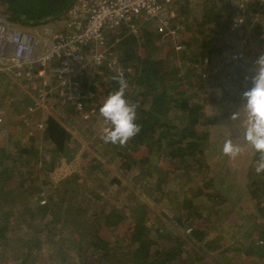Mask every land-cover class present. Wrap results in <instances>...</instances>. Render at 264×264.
I'll list each match as a JSON object with an SVG mask.
<instances>
[{"label": "trees", "instance_id": "obj_1", "mask_svg": "<svg viewBox=\"0 0 264 264\" xmlns=\"http://www.w3.org/2000/svg\"><path fill=\"white\" fill-rule=\"evenodd\" d=\"M73 1L0 0V3L4 7L2 12L12 21L26 26H35L60 18ZM202 1L206 4L209 1L214 3L213 0ZM188 2L184 3H191ZM186 7L189 8L188 5ZM184 12L186 14L187 9L184 8ZM231 13L232 9L225 15L222 23L219 18L223 13L219 9L209 14L208 18L206 17L207 20H215L216 26L218 25L216 29L218 35H223L227 26L230 27ZM148 22L150 21L140 23L141 31L138 36L126 32L128 29L125 25L105 31L107 42L118 37V55L124 67L121 73L111 71L106 66H100L92 72L89 83L82 81L83 74H79L78 77L81 86L85 88L84 91L94 92L97 87L99 93L101 95L104 93L107 97L110 92L119 87L113 77L122 74L128 82L125 92L127 99L138 105L137 123L141 127L140 132L123 146L106 143L107 152L109 153V150L114 152L113 155L107 156L108 161H112L123 172L130 171L134 182L148 181V187L155 184L157 189L163 186L162 183H167L171 176L179 174L185 168H190L188 171L197 181V189L192 197L176 199L175 213L172 216V221L180 226V231L169 229L166 222L157 221L159 219L148 224L144 219L146 212L142 206L138 209V213L130 214H126L117 207L101 208L92 218L93 224H89L91 228L95 225V228L90 231L84 228L85 224L81 226L80 223L68 220L65 215L67 213L69 216H74L72 212L76 211L77 217L84 214V208L64 201L62 197L60 205H55L51 196L42 203L39 201L34 203L31 201L33 191L30 185L27 186L23 181V175L27 173L23 169H31L33 162L39 159V153L31 142L22 141L23 145L16 149V154L14 151L12 153L11 164L6 165L0 160V218L7 221V225H0V237L9 241L7 244L15 252L14 257L23 249L21 258H14L15 261H8L7 256L11 255L5 257L3 254L4 263L37 264L39 260L35 258V255L41 254L40 251L43 248L40 244L41 232L49 239L53 238V234L43 232L44 226H47L46 229L49 228L48 231L61 230V235L68 237L69 248L78 247L76 257L68 256L69 259H67L65 255L57 256V260L61 258V261H65L64 264H197V261L203 257L195 253L197 250L193 251L189 245V241L193 239L200 242L204 251L216 249L218 257L224 254V240L220 234L208 236L210 231L208 227L211 225L203 227L204 224L201 221V223L196 221L195 227L189 225L191 218L206 217L199 207V202L208 204L207 221L212 219V223H217L216 220L221 217L220 212L224 209L221 206L225 199L215 188L214 179L207 174V152L210 148V141H208L210 130L207 124H216L221 120L214 113L202 111L200 105L194 106V102L189 101L188 96L184 94L186 88L182 83L184 76L180 72L181 66L171 65L173 58L168 54L167 45L164 43L156 45L155 41L159 35L150 28ZM193 55L194 53L189 56ZM180 56L182 57V53H176V58ZM130 66L133 67L131 71L125 70ZM86 86L89 89H86ZM91 99L92 97L84 99V103L93 104L95 101L92 102ZM238 106L241 107L239 104ZM70 108H74V105H70ZM13 128L15 129L12 125L9 126L11 131ZM29 130L33 131V128ZM41 132L50 145V159L41 165L43 172H46L53 168L61 156H68L66 149L72 138L70 131L52 114H48L43 119ZM15 137L20 140L18 133ZM221 142L213 147L214 152H223L225 140ZM247 154L240 153L237 157L239 163L243 164L245 169L247 168L248 190L253 195L255 207L260 214L254 217L249 214L244 215L248 219L252 217L250 228L246 233L249 241L247 246H239L238 249L245 250L247 254L245 256L239 254L241 261L237 258L232 262L229 260L231 257L227 256L226 264H242L251 252L260 257V264H264V248L260 247L264 243L259 242V239L264 236V209L262 208L264 200L261 201L259 195V191L264 190V172L258 174L255 171V167L260 162V154L255 150ZM250 158L251 161H249ZM16 161L19 162L16 164ZM17 167L22 171L14 176V180L19 179L20 184H13L10 181ZM155 181L157 182L153 183ZM119 182L121 181L113 175L105 176L102 184ZM66 183L68 182L63 181L61 185ZM192 201L193 205L190 204ZM179 208L182 209V213L179 212ZM185 215L190 216L189 220ZM13 216L21 218L16 219ZM153 216L154 213L150 218ZM12 221L19 222V228L17 233L7 234L6 227H15L11 224ZM39 226L42 229H38ZM187 227H191L189 231H185ZM76 228L84 233L81 238ZM86 231L88 233H85ZM33 242L35 243L31 244ZM35 246H37L36 249H34ZM231 252H233L232 249ZM58 263L59 261L55 264Z\"/></svg>", "mask_w": 264, "mask_h": 264}, {"label": "rangeland", "instance_id": "obj_2", "mask_svg": "<svg viewBox=\"0 0 264 264\" xmlns=\"http://www.w3.org/2000/svg\"><path fill=\"white\" fill-rule=\"evenodd\" d=\"M216 2V8L223 13L221 14L222 17L219 18L222 23L225 20V15L230 13L231 6L228 4V0H216ZM262 2L250 6L246 23L236 31L230 30L227 26V29L223 31V35H217L209 28L195 29L196 33H194V36L191 37V33L190 37L187 38H191L190 40L192 41L188 43V48L186 47L188 52L184 51L182 53L183 61L181 56L176 58V53H181V51L176 52L169 44V47L167 46L168 54L173 58L170 62L171 65L181 66L183 69L180 72L184 76V80H182L184 88H186L184 94L188 96L189 101L191 103L194 102V106L200 105L202 111L214 113L221 120V122L216 124H207L210 130L208 134L210 148H208L207 152V174L214 179L215 188L218 192H221L225 186H227V191H234L233 189L238 179H244L248 176L247 168L245 169L244 165L239 163L237 156L235 158L230 157V164L229 162L226 163L221 157L229 156L223 152H214L213 147L220 141L231 139L234 144L239 145L243 149L241 152L243 154L254 150L245 140L243 134L247 117L244 111L245 101L242 98V93L251 86L250 75L256 58L264 54V0ZM203 4L202 2L201 6ZM3 9L4 7L0 4V12ZM201 10V7L197 8L192 5L189 13L188 11L186 13L187 19L195 20L200 16ZM182 14L184 22L185 12ZM54 23H57L58 27V19L52 21V26H54ZM182 28H185L183 23ZM140 31L141 29L139 28L138 33L134 34V36H138ZM126 32L130 33L129 30H126ZM202 35L209 38H204ZM117 41L118 37L108 43L113 44L114 50L119 54ZM183 43L185 47L187 45L186 40ZM235 50L242 51L243 56L240 59L229 61L226 53ZM193 53L194 55L190 57L189 55ZM210 55L211 62L209 61L208 64L202 65V67L197 66L202 57ZM120 66H122V63H120ZM94 69L96 68L84 71L83 75L86 76H82L84 83L85 81L90 82L92 77L90 72H94ZM108 69L115 71V68ZM129 69L131 71L133 67L130 66ZM45 83L52 90L43 99H39L36 90L30 86L28 81L0 76V105L5 108L0 131V160L6 165L11 164L13 162L12 153L14 151L16 154V149L23 145L22 141L31 142L37 149L39 159L33 162L31 169H23L27 172L23 175V181L27 186L30 185L33 191L31 201L42 203L51 196L55 205H60L62 197L64 201L84 208V214L77 217L76 211L72 212L74 216H69L67 213L65 215L68 220L80 223L81 226L85 224L84 228H88L90 231L95 228V225L94 228H91L89 224L92 223V218L101 208L117 207L126 214H130L131 212L138 213V209L141 206L146 212L144 219L147 220L148 224L159 219L157 221L166 222L169 229L180 231V226L172 221V216L175 213L176 199L192 197L197 189V181L188 171L190 168H185L179 174L171 176L167 183H162L163 186L160 189H157L155 184L148 187V181L139 183L135 181V183L131 179L130 171L123 172L112 161L107 160V156L113 155L114 152L109 150L108 153V147L101 139L102 129L108 126V122L99 113V108L104 102L106 94L104 95L103 93L101 95L96 87L94 92L90 91L87 95V99L92 97V102H95L93 104L82 102L81 106L76 107L75 104L62 97L53 76L48 77ZM87 88L89 89L88 86H86ZM70 105H74V108H70ZM48 114L55 116L70 131L72 140L66 149L68 156H61L51 170L43 172L41 165L44 162L47 163L50 159V145L43 138L41 129L37 125ZM10 125L15 127V129L13 128L11 131L9 129ZM29 128H33V131H30ZM17 133L20 140L15 137ZM219 145L222 146L221 144ZM18 162L16 161V164ZM224 164L227 172L218 169L223 167ZM20 171L22 170L17 167L13 172L10 183L20 184L19 179L14 180V176L21 173ZM113 175L121 182L102 184L105 176ZM63 181L68 183L61 185ZM242 182L244 180H241ZM217 184H221L223 187ZM241 191L243 190H238V193ZM262 194H264V190L259 191L261 201L264 200ZM97 195L99 196L97 197ZM190 204L193 205L194 202L192 201ZM198 204L206 217L202 218L199 216L196 219L191 218L189 220L190 216H186V214L185 217L188 218L189 225L195 227L197 226L196 221H201L204 224L203 227L211 225L208 227L211 231H209L208 236L220 234L219 232L222 233L224 229L221 231L219 227L223 224L212 223V219L207 221L208 204L201 202ZM240 207L239 205L236 210ZM255 208H246L243 212L251 216ZM262 208L264 209V206ZM256 210L258 211L257 208ZM179 212L182 213V209L179 208ZM153 213L154 216L150 218ZM258 214H260L259 211ZM182 215L184 216V214ZM241 216V222L251 221L252 217L248 219L242 213ZM13 217L16 219L21 218ZM185 221L187 222L186 218ZM11 224H14L15 227H6L7 234L17 233L19 222L12 221ZM0 225H7V221L0 218ZM43 228H45L43 232L53 234V238L49 239L45 234H42L41 230L39 231L42 238L40 244L43 246L40 251L41 254L37 253L35 255V258L39 260V264H55L57 261H59L58 264H64L65 261H61V258L57 260V256L61 257V255H65L64 257L67 259H69L68 256L76 257V248L78 247L69 248L68 237L64 234L61 235V230L52 229L49 232V228L46 229L47 226ZM190 228L187 227L185 231H189ZM38 229H42L41 226ZM76 229L79 233V238H81L84 233L80 229ZM85 233L88 232L86 231ZM0 238V264H6L3 262V254L5 257L9 254L13 257L7 256L8 261H15V259L21 258L20 255L23 249L14 257L15 252L7 244L9 241L4 240L2 236ZM23 243L25 245V242ZM189 245L193 251L197 250L195 253L203 257L197 261V264H226L227 256L231 257L229 260L232 262L239 258V254H243V256L247 254L245 250L238 249L237 240L233 238L224 240V254L219 256L221 258L218 257V250L216 249L204 251L205 249L200 246V242L196 241V239L189 241ZM260 247L264 248V244ZM36 248L37 246L34 247V249ZM231 249L233 252H231ZM216 255L220 260L216 259ZM238 261H241V259L239 258ZM250 262L260 264V257L255 256L251 252L249 256L245 257L242 264H249Z\"/></svg>", "mask_w": 264, "mask_h": 264}, {"label": "built area", "instance_id": "obj_3", "mask_svg": "<svg viewBox=\"0 0 264 264\" xmlns=\"http://www.w3.org/2000/svg\"><path fill=\"white\" fill-rule=\"evenodd\" d=\"M186 1L199 0H74L58 18V27L57 23L52 26L57 19L26 26L0 12V73L28 81L39 99L52 90L45 80L53 76L62 97L79 107L89 92L81 86L79 74L100 66L115 68L117 73L124 70L113 44L106 40L105 31L125 25L130 33L136 34L141 22L152 20L158 41L169 43L176 52L182 51L186 46L181 39L184 22L180 7ZM228 1L232 9L229 29L233 31L246 23L250 6L263 3V0ZM226 56L229 61L240 59L243 52L235 50ZM209 61L211 55L202 57L197 66ZM4 113L5 108L0 105V131ZM37 126L42 129L43 120ZM259 242L264 243V236Z\"/></svg>", "mask_w": 264, "mask_h": 264}, {"label": "clouds", "instance_id": "obj_4", "mask_svg": "<svg viewBox=\"0 0 264 264\" xmlns=\"http://www.w3.org/2000/svg\"><path fill=\"white\" fill-rule=\"evenodd\" d=\"M119 84L118 89L109 93L99 108L100 115L108 122L102 129L101 139L105 143L125 145L141 130L137 123L135 102H130L126 95L128 82L122 74L113 77ZM251 86L242 93L247 122L244 138L260 154V162L255 167L256 173L264 172V54L259 55L250 75ZM242 148L231 139L224 143L223 153L235 158Z\"/></svg>", "mask_w": 264, "mask_h": 264}, {"label": "crops", "instance_id": "obj_5", "mask_svg": "<svg viewBox=\"0 0 264 264\" xmlns=\"http://www.w3.org/2000/svg\"><path fill=\"white\" fill-rule=\"evenodd\" d=\"M199 0L198 3H190V4H185L184 7L182 8V6L180 7V12H181V8H182V12H184V8L190 9L192 5L196 6L197 8L201 7L202 10L200 11V16H198L195 20H189L187 19V14H185V20H184V26L185 28L181 29V39L182 41L186 40L187 45L186 47L188 48V43H191L192 40L187 39L190 37L191 33H196L195 29L198 30L199 29H203V28H209L210 30H212L214 33H216L218 35V32H216L217 26H216V22L215 20H207L209 14H212L213 11H217L218 8H216L217 6V2L216 0H213L214 3H211L210 1L203 4V6H201L202 2ZM189 6L186 7V6ZM220 11V9H219ZM181 12V18L183 19V14ZM207 17V18H206ZM148 25L151 26L150 28L155 32V28H154V22L152 20H150V22H148ZM219 28V27H218ZM141 29V28H140ZM193 29V31H192ZM209 36H213L211 34H208ZM194 35L192 34L191 37H193ZM202 37L204 38H209L207 36L202 35ZM156 45H159L161 43H164L165 45L169 46V43H165L164 41H158V38H156ZM162 45V44H161ZM185 47V48H186ZM184 49L181 51V53H183L184 51H186V53L188 52V50ZM182 59V57H181ZM183 61V59H182ZM173 66L179 67L177 65L172 64ZM212 65V64H211ZM191 67V66H189ZM186 67V68H189ZM181 71H183L182 67H181ZM88 72V71H87ZM90 72V71H89ZM92 74V72H90ZM7 74L5 73H0V76H5L6 77ZM9 77V76H8ZM7 77V78H8ZM11 78V77H10ZM35 102V101H33ZM223 159L224 162H229L230 164V156H222L221 157ZM251 161V158L250 160ZM248 163V162H247ZM220 171H225L227 172V168L224 164L223 167H219L218 168ZM241 180H244V182L241 183ZM248 183H249V178L248 176H246V178L244 179H238L237 184L234 186V191H227V186H225V188L221 185V184H217L218 186H222L223 189L221 190V196H223L224 203L221 207H223L224 209L220 212L221 217L218 218L216 220L217 224L221 225L223 224L220 228V230L222 231L224 229V231L220 233V237L223 238V240H228L229 238H233L235 240H237L238 246H247L248 244V236L246 233H248L247 229L250 228V222L244 221L243 223L241 222V213L243 215H245L246 213L243 212V210H246V208H255V200L253 195L251 194V192L248 190ZM242 189L243 191L238 193V190ZM264 196V194H262ZM241 206L238 210H236V208L238 206ZM258 214V211L256 210V208L254 209L253 214L251 215L252 217L256 216ZM223 227V228H222ZM211 232V231H210ZM218 232V231H217ZM229 233V234H228Z\"/></svg>", "mask_w": 264, "mask_h": 264}, {"label": "flooded vegetation", "instance_id": "obj_6", "mask_svg": "<svg viewBox=\"0 0 264 264\" xmlns=\"http://www.w3.org/2000/svg\"><path fill=\"white\" fill-rule=\"evenodd\" d=\"M2 6H3V4L2 3H0Z\"/></svg>", "mask_w": 264, "mask_h": 264}]
</instances>
